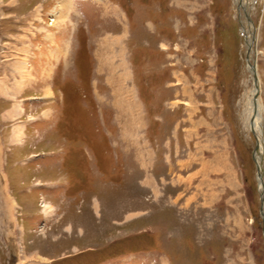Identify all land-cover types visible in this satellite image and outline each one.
<instances>
[{"label": "rangeland", "instance_id": "obj_1", "mask_svg": "<svg viewBox=\"0 0 264 264\" xmlns=\"http://www.w3.org/2000/svg\"><path fill=\"white\" fill-rule=\"evenodd\" d=\"M248 2L0 0V264H264Z\"/></svg>", "mask_w": 264, "mask_h": 264}, {"label": "bare ground", "instance_id": "obj_2", "mask_svg": "<svg viewBox=\"0 0 264 264\" xmlns=\"http://www.w3.org/2000/svg\"><path fill=\"white\" fill-rule=\"evenodd\" d=\"M248 1L249 0H236V2H237L236 5L238 6V8L239 9L242 8V13H241L242 16H241V18H246V16L244 15V12L249 13V7H248L249 2ZM240 21L242 23L241 24V27H242L243 34H246L245 36H246V39H247L248 38V32H246L247 26L250 27L252 25V20L250 21V20H248L246 18V22L247 23L245 21L243 23V21L241 19H240ZM251 36L253 37L252 32H251ZM252 39H254V38H252ZM246 47L249 49V51H248V53L246 55L248 57V59L246 61L249 62V53H250V47H251L250 46V43L246 44ZM249 65L247 66V70L253 75L254 80H255L254 81L255 84H254L253 90L251 91V95H252V105H251V113H250V116H252V118L249 116L250 117V120H248V122L250 121L251 127L254 130L257 131L256 133L258 135L256 133H254V132H251L256 137L255 140H257V138H259V136H260V127H261V104L259 103V99H258V95H257L259 82H258L257 75L255 74L254 67L252 66L251 63H249ZM250 100H251V98H250ZM260 138L257 141L258 142L257 159H258L259 164H260L259 165V171H260L259 174H261V176H262L264 174L263 173V171H264L263 170V168H264V140H263V136L260 137ZM256 178H257V181H258V183L260 185L259 186V189H260V192H261L262 180H261V178H259V176L257 174H256ZM261 197L262 198L264 197L263 193H262V196ZM262 200L263 199H261V202H262ZM262 213L264 214V211L263 210H262ZM263 229H264V225H263Z\"/></svg>", "mask_w": 264, "mask_h": 264}, {"label": "water", "instance_id": "obj_3", "mask_svg": "<svg viewBox=\"0 0 264 264\" xmlns=\"http://www.w3.org/2000/svg\"><path fill=\"white\" fill-rule=\"evenodd\" d=\"M239 13V12H238ZM244 15L246 16V18L248 19V20H250L251 21V17L249 16V13H247V12H244ZM240 24H241V22H240ZM243 38H244V41H246L245 40V37L243 36ZM248 51H249V49L247 48V53H248ZM246 60H247V56H246ZM263 135V134H262ZM255 139H256V137H255ZM255 150H256V145H255V147H254V149H253V154L255 153ZM259 174V173H258ZM259 176V178H261V174H259L258 175ZM259 183H258V189H259ZM259 194H260V196H262V190H261V192H260V189H259ZM262 198V197H261ZM263 216V215H262ZM262 220H263V222H264V216H263V218H262Z\"/></svg>", "mask_w": 264, "mask_h": 264}, {"label": "crops", "instance_id": "obj_4", "mask_svg": "<svg viewBox=\"0 0 264 264\" xmlns=\"http://www.w3.org/2000/svg\"><path fill=\"white\" fill-rule=\"evenodd\" d=\"M32 65H30V67H31ZM34 68V67H33ZM33 73V69H30V71H29V74H32ZM31 77V76H30Z\"/></svg>", "mask_w": 264, "mask_h": 264}]
</instances>
